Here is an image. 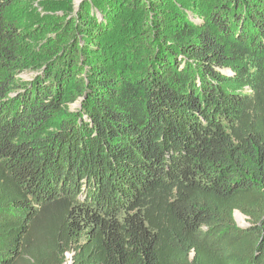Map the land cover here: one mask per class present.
<instances>
[{"label":"trees","instance_id":"trees-1","mask_svg":"<svg viewBox=\"0 0 264 264\" xmlns=\"http://www.w3.org/2000/svg\"><path fill=\"white\" fill-rule=\"evenodd\" d=\"M0 264H264V0H0Z\"/></svg>","mask_w":264,"mask_h":264},{"label":"rangeland","instance_id":"rangeland-1","mask_svg":"<svg viewBox=\"0 0 264 264\" xmlns=\"http://www.w3.org/2000/svg\"><path fill=\"white\" fill-rule=\"evenodd\" d=\"M76 4H77V3H76V0H75V5H76ZM76 6H78V5H76ZM32 76H33L32 74L23 73V74L21 75V78H22L23 80H25V81H29V80L31 79ZM70 108H71L72 110H74L75 108H77V105H71ZM236 213H238V212H235V213H234V220H235L236 224H237L240 228H246V227H247V220H246V218H245L243 215H241V214L239 213V214L243 217V219H244V221H243V220L241 221V220H239V219L237 218ZM68 257H69V256H67L66 259H67Z\"/></svg>","mask_w":264,"mask_h":264},{"label":"bare ground","instance_id":"bare-ground-1","mask_svg":"<svg viewBox=\"0 0 264 264\" xmlns=\"http://www.w3.org/2000/svg\"><path fill=\"white\" fill-rule=\"evenodd\" d=\"M78 2H79V0H76V3H78ZM236 216L239 220L244 221L243 217L239 213H236Z\"/></svg>","mask_w":264,"mask_h":264},{"label":"water","instance_id":"water-1","mask_svg":"<svg viewBox=\"0 0 264 264\" xmlns=\"http://www.w3.org/2000/svg\"><path fill=\"white\" fill-rule=\"evenodd\" d=\"M81 1H82V0H79V2H78L76 5H78ZM233 217H234V215H233Z\"/></svg>","mask_w":264,"mask_h":264}]
</instances>
